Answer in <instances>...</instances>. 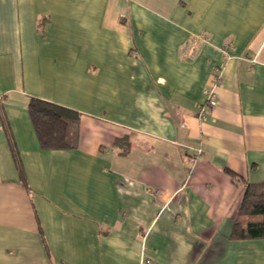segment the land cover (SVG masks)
Masks as SVG:
<instances>
[{"label":"crops","instance_id":"0c3cea01","mask_svg":"<svg viewBox=\"0 0 264 264\" xmlns=\"http://www.w3.org/2000/svg\"><path fill=\"white\" fill-rule=\"evenodd\" d=\"M31 98L76 149H40ZM259 182L264 0H0V264H264L227 238Z\"/></svg>","mask_w":264,"mask_h":264},{"label":"trees","instance_id":"16d2710c","mask_svg":"<svg viewBox=\"0 0 264 264\" xmlns=\"http://www.w3.org/2000/svg\"><path fill=\"white\" fill-rule=\"evenodd\" d=\"M27 114L33 127L39 147L43 151H66L77 148L79 138V114L73 110L31 98ZM122 144L121 154L129 150V141L122 138L115 145ZM17 169L21 167L10 144ZM259 217L258 219H253ZM232 241L264 239V182L246 185L242 202L231 231L227 237Z\"/></svg>","mask_w":264,"mask_h":264},{"label":"built area","instance_id":"2783aa9c","mask_svg":"<svg viewBox=\"0 0 264 264\" xmlns=\"http://www.w3.org/2000/svg\"><path fill=\"white\" fill-rule=\"evenodd\" d=\"M221 67L222 66L219 65L217 68H215L214 71L215 74L213 77L212 85L204 89L205 102L197 107V118L199 120H204L206 116L211 112V110L217 106V100H216L217 96H216L215 88L218 83L219 72L221 70ZM200 155H201V149H197L192 157L189 174H191L194 171L195 165L198 159L200 158ZM147 192H149L150 194H156V191L152 189H147ZM145 263H148V261H145Z\"/></svg>","mask_w":264,"mask_h":264},{"label":"rangeland","instance_id":"374dc122","mask_svg":"<svg viewBox=\"0 0 264 264\" xmlns=\"http://www.w3.org/2000/svg\"><path fill=\"white\" fill-rule=\"evenodd\" d=\"M259 217H254L253 219H258Z\"/></svg>","mask_w":264,"mask_h":264}]
</instances>
